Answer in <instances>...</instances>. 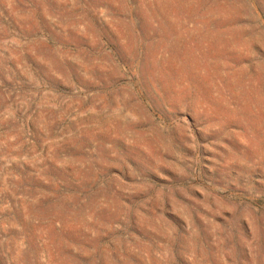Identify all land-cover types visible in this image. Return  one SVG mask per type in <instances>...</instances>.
<instances>
[{
  "label": "rangeland",
  "instance_id": "rangeland-1",
  "mask_svg": "<svg viewBox=\"0 0 264 264\" xmlns=\"http://www.w3.org/2000/svg\"><path fill=\"white\" fill-rule=\"evenodd\" d=\"M0 264H264V0H0Z\"/></svg>",
  "mask_w": 264,
  "mask_h": 264
}]
</instances>
